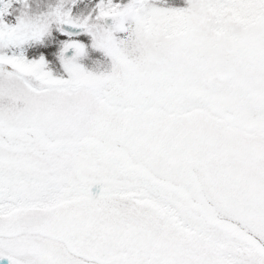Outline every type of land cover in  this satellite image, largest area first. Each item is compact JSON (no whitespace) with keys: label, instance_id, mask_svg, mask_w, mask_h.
I'll return each instance as SVG.
<instances>
[{"label":"snow or ice","instance_id":"snow-or-ice-1","mask_svg":"<svg viewBox=\"0 0 264 264\" xmlns=\"http://www.w3.org/2000/svg\"><path fill=\"white\" fill-rule=\"evenodd\" d=\"M0 264H264V0H0Z\"/></svg>","mask_w":264,"mask_h":264}]
</instances>
